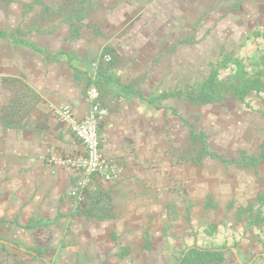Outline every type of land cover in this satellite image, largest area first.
I'll use <instances>...</instances> for the list:
<instances>
[{"label": "crops", "instance_id": "0c3cea01", "mask_svg": "<svg viewBox=\"0 0 264 264\" xmlns=\"http://www.w3.org/2000/svg\"><path fill=\"white\" fill-rule=\"evenodd\" d=\"M241 5L245 10L239 15L247 31H264V0H243ZM236 10H231L232 15H237ZM20 29L26 33L24 37L12 38L13 29L6 26L1 28L6 37L0 38V83H16L6 98L5 90H0V235L29 243L45 236L71 243L85 240L83 245L66 247V256H60L62 249L46 252L52 258L48 264H84L85 258L99 255L90 249L110 240L109 235L121 240L117 248L127 247L130 256H134L131 251L135 241H154L141 253L149 256L147 264H152L150 257L177 254L194 244L199 222L203 227L213 223L217 229L223 228L229 242L241 238L242 244L247 242L249 232H255L259 240L246 245H259L261 249L264 220L256 226L237 220L231 212L228 218L219 217L213 208H206L205 196L223 191L231 197L234 193L238 203L231 209L233 213L242 210L251 192H264V173L251 180L239 179L236 175L245 174L235 165L171 162L166 152V126L168 108L174 105L167 100L152 103L147 98L159 99L164 90L151 93L125 87L112 81L119 77V68L94 69L95 59L112 46L103 37L89 39L81 33L70 39L66 31L58 30L42 38L31 25L22 23ZM176 39L159 44L168 46ZM153 43L150 49L159 46ZM123 48L116 47L122 52ZM178 60L183 59L170 57L171 62ZM92 83L97 90L94 102L107 109L106 115L97 117L100 150L115 161L119 179L104 181L93 176L82 190V201H78L69 191L77 185L79 172L52 163L50 157L83 155L84 145L54 111L69 105L77 118L87 117L93 102L87 89ZM254 207L264 210V204L256 201ZM172 209L177 211L176 216ZM108 246L113 257L110 264H121L112 249L114 243L108 242Z\"/></svg>", "mask_w": 264, "mask_h": 264}, {"label": "rangeland", "instance_id": "374dc122", "mask_svg": "<svg viewBox=\"0 0 264 264\" xmlns=\"http://www.w3.org/2000/svg\"><path fill=\"white\" fill-rule=\"evenodd\" d=\"M240 3L243 4V0H0V31L5 33L1 28L8 26L13 29L10 36L19 39L26 35L20 29L23 23L24 26H33L34 32L41 33L42 38L58 30L66 31L70 39L77 38L81 33L89 39L93 36L103 37L112 46H109L110 50L104 49L94 60V69L119 68V77L112 78V81L125 87L151 90V93L164 90L165 97L147 98L157 104L165 100L173 103L174 106L168 108L166 126V152L171 162L199 166L208 163L211 167L220 163L227 164L229 168L236 166L231 158L222 161L213 159L207 152L198 149L202 138L195 139V134L201 132L208 135L211 148L228 156L236 154L234 160L244 159L245 164L236 167L242 169L245 175L236 177L251 180L264 173V89L253 90L242 99L224 94L219 101L195 104V92L211 71H216L218 79L225 83L242 81L255 75L264 81V31H247L243 25L245 20L239 15L245 10ZM234 9H237V15H232L231 10ZM223 12L227 15L223 16ZM175 36V42L164 45ZM160 41L164 44L160 45ZM153 42L159 46L150 49ZM118 45H123V52L116 49ZM176 45L181 46L177 49ZM105 54L110 55L109 60L103 58ZM156 54L158 58H152ZM172 55L181 57L182 62H171ZM15 88L13 81L0 83V90H5V98ZM252 158L254 162L250 160ZM178 189L182 190L183 187ZM257 193L251 192L248 204L242 210L236 209L235 214L231 209L234 203H238L234 193L231 197L223 191L218 195L206 194L205 206L213 208L219 217L228 218L231 212L237 220H247L249 224L257 226L264 220V210L253 208ZM172 213L173 216L178 214L175 209H172ZM182 217L187 219L185 214ZM248 235L247 242L243 241L242 244L241 238L229 242L224 238L223 228L217 229L213 223L203 227L199 222L195 227L194 244L190 246L226 249L221 264H264V241H260L261 249L259 245L248 247L247 243L259 240L255 238V232ZM107 238L110 240L99 243L103 250L96 245L90 249L99 255L89 260L85 258L84 264H110L109 259L113 257L111 249L108 251V242L114 243L115 248L112 249L121 264H126V261L129 264L148 263L149 256L141 255L142 249L148 250L154 241L149 238L135 241L136 246L131 251L134 256H130L127 247L117 248L121 240L112 235ZM84 242L74 240L71 243L45 236L44 240L37 238L29 243L3 234L0 235V264H48L52 258L46 256V252L62 249L60 256H66V247L76 243L83 245ZM166 243L170 245L171 242ZM187 248L161 258L150 257L149 262L174 264L184 256Z\"/></svg>", "mask_w": 264, "mask_h": 264}, {"label": "built area", "instance_id": "2783aa9c", "mask_svg": "<svg viewBox=\"0 0 264 264\" xmlns=\"http://www.w3.org/2000/svg\"><path fill=\"white\" fill-rule=\"evenodd\" d=\"M110 59L109 54L103 56ZM88 97L93 100L91 110L87 117L79 119L73 113L69 105L57 108L55 115L65 123L69 129L84 145L83 155H54L50 161L62 167H70L77 170L80 178L77 185L69 191L70 196L78 201L82 199V190L93 176H99L104 181H116L119 179V171L115 161L105 157L100 150L97 117L107 114V109L94 102L97 97L95 85L88 89Z\"/></svg>", "mask_w": 264, "mask_h": 264}, {"label": "trees", "instance_id": "16d2710c", "mask_svg": "<svg viewBox=\"0 0 264 264\" xmlns=\"http://www.w3.org/2000/svg\"><path fill=\"white\" fill-rule=\"evenodd\" d=\"M0 36L6 37L5 33L2 31H0ZM262 89H264V81L259 75L251 76L248 79L234 83H225L218 79L216 71H211L201 83L199 90L195 92V104H209L219 101L224 94H229L235 98L242 99L251 91H260ZM161 97H165V94L162 93ZM199 134L203 133L200 132L195 134V139L202 138L201 143H198L199 145H197L200 146L198 149L207 152L211 158L219 159L221 161L229 160L231 158V162H235L238 167H242L245 164L244 159L242 161H239V159L234 160L236 154L228 156L223 152L211 148L209 146L208 135L206 134L205 136L203 134L202 136H199ZM197 142L198 140L195 141V143ZM241 152L248 155L244 151ZM239 154L240 151L238 155ZM250 160L254 162L253 158ZM255 200L260 204H264V193H257ZM225 250L226 249L223 248H203L198 245H193L184 250V256L179 260H176L174 264H221L224 261L223 254Z\"/></svg>", "mask_w": 264, "mask_h": 264}]
</instances>
